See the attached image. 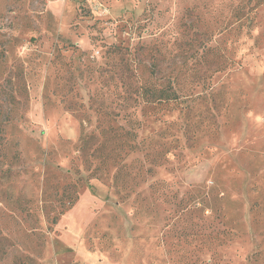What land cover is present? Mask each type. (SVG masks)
Instances as JSON below:
<instances>
[{"label":"rangeland","instance_id":"rangeland-1","mask_svg":"<svg viewBox=\"0 0 264 264\" xmlns=\"http://www.w3.org/2000/svg\"><path fill=\"white\" fill-rule=\"evenodd\" d=\"M0 264H264V0H0Z\"/></svg>","mask_w":264,"mask_h":264},{"label":"trees","instance_id":"trees-1","mask_svg":"<svg viewBox=\"0 0 264 264\" xmlns=\"http://www.w3.org/2000/svg\"><path fill=\"white\" fill-rule=\"evenodd\" d=\"M252 22L253 19L245 16L239 17L236 20L227 19L225 31L228 34L226 35L228 37H238L243 27H249L250 29L252 28ZM220 33H222V31H220ZM211 34L213 35L212 32ZM209 50H211L212 52H214L213 54H215L216 52L221 50V48L219 46H214ZM233 61L234 60H232L230 57L225 58L224 61L218 63L217 67L213 69L212 73L225 70V68L233 65ZM155 74L158 73L156 72L152 75L154 76ZM144 90L145 95L147 96V102L150 106L177 103L180 100L183 91L182 87L178 84V82H176V76H173L171 74H166L163 78V81L150 83V85L146 86ZM86 142L87 139L82 137V143L85 144ZM71 199L72 201H68V204H66L67 201H63L59 204L61 207V211L58 213V215L56 214L51 218L53 223H56L58 216L62 215L64 210L73 205L77 200V198H74L73 196L71 197Z\"/></svg>","mask_w":264,"mask_h":264}]
</instances>
